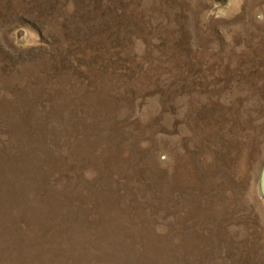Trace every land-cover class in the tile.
<instances>
[{
    "label": "rangeland",
    "instance_id": "1",
    "mask_svg": "<svg viewBox=\"0 0 264 264\" xmlns=\"http://www.w3.org/2000/svg\"><path fill=\"white\" fill-rule=\"evenodd\" d=\"M263 165L264 0H0V264H264Z\"/></svg>",
    "mask_w": 264,
    "mask_h": 264
},
{
    "label": "water",
    "instance_id": "2",
    "mask_svg": "<svg viewBox=\"0 0 264 264\" xmlns=\"http://www.w3.org/2000/svg\"><path fill=\"white\" fill-rule=\"evenodd\" d=\"M214 1L223 2L225 0H214ZM22 33H23L22 31H19L18 32V37H20ZM260 190H261V193H262V195L264 197V165L262 167L261 174H260Z\"/></svg>",
    "mask_w": 264,
    "mask_h": 264
}]
</instances>
